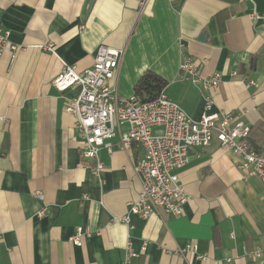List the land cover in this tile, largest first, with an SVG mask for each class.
Wrapping results in <instances>:
<instances>
[{"label": "crops", "instance_id": "obj_1", "mask_svg": "<svg viewBox=\"0 0 264 264\" xmlns=\"http://www.w3.org/2000/svg\"><path fill=\"white\" fill-rule=\"evenodd\" d=\"M0 25L19 46L0 57V264H119L129 241L140 253L134 264H257L246 250L264 247V184L238 168L230 147L214 136L189 150L177 170L189 195L182 215L125 221L142 189L143 148L121 147L122 123L112 151L101 148L96 175L65 110L80 89L60 91L53 80L65 65L91 68L101 44L121 48L117 94H135L151 72L194 119L205 97L212 112H241L250 144L264 151V0H151L145 8L139 0H0ZM184 59L201 80L220 73L219 86L180 77ZM81 227L90 233L75 245Z\"/></svg>", "mask_w": 264, "mask_h": 264}, {"label": "built area", "instance_id": "obj_2", "mask_svg": "<svg viewBox=\"0 0 264 264\" xmlns=\"http://www.w3.org/2000/svg\"><path fill=\"white\" fill-rule=\"evenodd\" d=\"M150 1L139 0V4L145 8ZM252 16L260 18L257 14ZM18 47L11 40V31L0 25V57L7 48L16 52ZM122 54L121 48L101 44L91 68L77 71L75 66L65 65L53 84L60 91L74 86L80 89L77 96L68 99L65 110L75 116V128L81 138V156L97 160L96 166L92 167L96 175L104 167L99 152L103 147L112 151L111 140L122 123H127L129 128L120 131L121 147L129 149L137 145L143 148V155L135 167L142 178V189L139 198L129 203L123 220L128 221L132 213L147 218L154 211L182 215L189 195L179 180L177 170L188 163L189 150L209 146L214 136L233 150L239 169L245 174L255 175L264 184V151L256 150L250 144L251 127L241 112H212L213 100L205 97L204 112L199 119H194L168 96L164 88L147 101L136 94L121 96L111 81L116 76ZM179 76L200 82L205 90L218 87L222 80L218 72L201 80L190 59L181 62ZM154 127L161 128V132H155ZM35 195L43 196L38 191ZM44 213L45 209H42L38 215ZM89 233L82 227L78 228L71 240L75 245H81V236ZM192 248L196 250L195 245ZM145 249L146 244L142 251ZM139 254L129 241L125 258L119 264H134L133 259ZM246 256L257 264H264V247L246 250ZM199 257L206 258L205 255Z\"/></svg>", "mask_w": 264, "mask_h": 264}, {"label": "trees", "instance_id": "obj_3", "mask_svg": "<svg viewBox=\"0 0 264 264\" xmlns=\"http://www.w3.org/2000/svg\"><path fill=\"white\" fill-rule=\"evenodd\" d=\"M162 88H164V83L160 78L151 72H146L137 82L135 94L143 99V101H147L154 98Z\"/></svg>", "mask_w": 264, "mask_h": 264}, {"label": "water", "instance_id": "obj_4", "mask_svg": "<svg viewBox=\"0 0 264 264\" xmlns=\"http://www.w3.org/2000/svg\"><path fill=\"white\" fill-rule=\"evenodd\" d=\"M205 36H206V34L204 33V34H202V36L200 37V39H205Z\"/></svg>", "mask_w": 264, "mask_h": 264}]
</instances>
